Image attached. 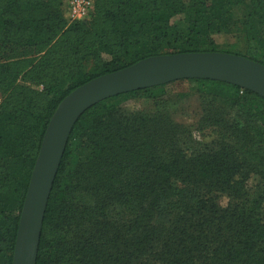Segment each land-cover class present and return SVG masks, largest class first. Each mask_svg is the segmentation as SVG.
I'll return each mask as SVG.
<instances>
[{
  "label": "trees",
  "instance_id": "trees-1",
  "mask_svg": "<svg viewBox=\"0 0 264 264\" xmlns=\"http://www.w3.org/2000/svg\"><path fill=\"white\" fill-rule=\"evenodd\" d=\"M65 1L0 0V264L12 262L30 174L61 100L146 57L222 52L211 37L230 32L241 2L93 0L87 19L68 21ZM246 1L242 31L260 58L243 57L264 65V0ZM186 10L193 17L181 33L170 19ZM186 82L201 104L190 128L160 101ZM141 99L153 109L127 106ZM36 264H264V97L193 78L86 109L52 183Z\"/></svg>",
  "mask_w": 264,
  "mask_h": 264
},
{
  "label": "water",
  "instance_id": "water-1",
  "mask_svg": "<svg viewBox=\"0 0 264 264\" xmlns=\"http://www.w3.org/2000/svg\"><path fill=\"white\" fill-rule=\"evenodd\" d=\"M212 79L264 97V65L224 52L150 56L95 77L64 97L52 114L32 168L19 215L11 264H36L40 231L60 159L73 124L95 103L117 94L180 79Z\"/></svg>",
  "mask_w": 264,
  "mask_h": 264
},
{
  "label": "rangeland",
  "instance_id": "rangeland-1",
  "mask_svg": "<svg viewBox=\"0 0 264 264\" xmlns=\"http://www.w3.org/2000/svg\"><path fill=\"white\" fill-rule=\"evenodd\" d=\"M67 1L63 5V14L67 19ZM247 12V1L241 0L240 3L232 7V21L229 24L228 34H213L211 39L216 43V49L226 53L241 56L252 55L260 58L258 44L253 40H248L242 31L241 21ZM193 17V10H186L185 13L172 16L170 22L177 30L184 33L188 29L189 22ZM168 94L162 98L165 110L169 113L172 121L184 127H193L201 116V104L199 94L195 85L191 82L178 83L168 89ZM130 109L150 111L153 109V102L147 100H132L127 102ZM221 205H226L227 198L219 200Z\"/></svg>",
  "mask_w": 264,
  "mask_h": 264
},
{
  "label": "built area",
  "instance_id": "built-area-1",
  "mask_svg": "<svg viewBox=\"0 0 264 264\" xmlns=\"http://www.w3.org/2000/svg\"><path fill=\"white\" fill-rule=\"evenodd\" d=\"M92 6L93 0H68L66 8L68 21L87 19Z\"/></svg>",
  "mask_w": 264,
  "mask_h": 264
}]
</instances>
